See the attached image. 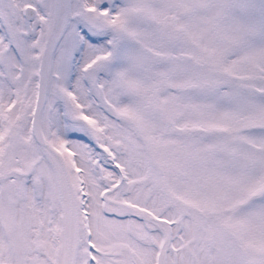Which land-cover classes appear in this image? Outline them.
<instances>
[{
  "label": "snow or ice",
  "instance_id": "obj_1",
  "mask_svg": "<svg viewBox=\"0 0 264 264\" xmlns=\"http://www.w3.org/2000/svg\"><path fill=\"white\" fill-rule=\"evenodd\" d=\"M0 264H264V0H0Z\"/></svg>",
  "mask_w": 264,
  "mask_h": 264
}]
</instances>
